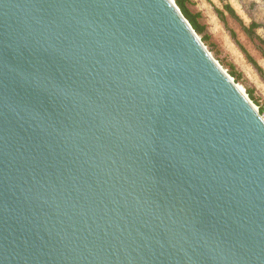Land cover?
I'll return each mask as SVG.
<instances>
[{
  "label": "water",
  "instance_id": "water-1",
  "mask_svg": "<svg viewBox=\"0 0 264 264\" xmlns=\"http://www.w3.org/2000/svg\"><path fill=\"white\" fill-rule=\"evenodd\" d=\"M174 1L0 0V264H264V123Z\"/></svg>",
  "mask_w": 264,
  "mask_h": 264
},
{
  "label": "rangeland",
  "instance_id": "rangeland-1",
  "mask_svg": "<svg viewBox=\"0 0 264 264\" xmlns=\"http://www.w3.org/2000/svg\"><path fill=\"white\" fill-rule=\"evenodd\" d=\"M230 5L236 12L238 19L227 14V26L217 16L215 9L225 10ZM188 6L191 11L201 14L200 22L206 26L210 36V47L213 55L224 64L232 65L240 77V84L250 90L257 100V107L263 112L264 118V78L248 58V55L263 69L264 57L258 40L251 39L243 26L257 24L256 33L264 40V0H190ZM236 34V40L232 35ZM208 48V47H207Z\"/></svg>",
  "mask_w": 264,
  "mask_h": 264
},
{
  "label": "trees",
  "instance_id": "trees-1",
  "mask_svg": "<svg viewBox=\"0 0 264 264\" xmlns=\"http://www.w3.org/2000/svg\"><path fill=\"white\" fill-rule=\"evenodd\" d=\"M190 0H175L176 4L178 5V7L180 8L182 14L185 16V18L189 21V23L191 24V26L193 27V29L195 30V32L200 36L202 42L208 47V50L213 53V50L210 47V36L207 34L206 32V26L204 24H202L200 22V18H201V14L199 13H195L193 11L190 10L188 3ZM217 16L220 18V20L224 23L225 26H227V14L234 18V19H238L239 21L240 18L237 16L235 10L230 6V5H226L225 6V10H221L219 8L215 9ZM257 24H252L248 27L243 26L244 31L246 32V34L251 38V39H256L258 40L263 46L261 47L262 50V54L264 57V40L262 38H260L257 33H256V29H257ZM232 35L234 37V39L236 40V34L232 31ZM237 41V40H236ZM213 55V54H212ZM248 55V58L250 59V61L253 63V65L258 69V71L260 72V74L262 75V77L264 78V71L263 69L253 60V58H251V56ZM213 57L222 65V67H224L225 70H227V72L234 78V80L240 84V77L239 75L235 72V68L232 65H226L224 64L221 60H219V58H217V56L215 57L213 55ZM248 96L250 97V99L256 104H257V100L254 98L252 92L250 90H246ZM263 112V109L260 108V113Z\"/></svg>",
  "mask_w": 264,
  "mask_h": 264
},
{
  "label": "bare ground",
  "instance_id": "bare-ground-1",
  "mask_svg": "<svg viewBox=\"0 0 264 264\" xmlns=\"http://www.w3.org/2000/svg\"><path fill=\"white\" fill-rule=\"evenodd\" d=\"M171 1L173 2L174 0H171ZM175 4H176V2H175ZM211 56L216 61V63L218 64V66L222 69V71L226 74V76L230 79V81L234 84V86L238 89V91L242 94V96L253 106V108H254L255 111H258L257 105L250 99V97L247 94L246 89L241 84H238L234 80V78L227 72V70H225L224 67H222V65L213 57L212 53H211ZM261 119H262V121L264 123V118L262 116H261Z\"/></svg>",
  "mask_w": 264,
  "mask_h": 264
}]
</instances>
